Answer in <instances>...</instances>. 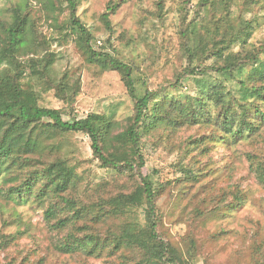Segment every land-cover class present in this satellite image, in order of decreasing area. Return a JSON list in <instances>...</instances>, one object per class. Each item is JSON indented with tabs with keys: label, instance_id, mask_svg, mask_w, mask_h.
<instances>
[{
	"label": "rangeland",
	"instance_id": "374dc122",
	"mask_svg": "<svg viewBox=\"0 0 264 264\" xmlns=\"http://www.w3.org/2000/svg\"><path fill=\"white\" fill-rule=\"evenodd\" d=\"M77 2L75 14L93 36L94 51L131 66L140 93L165 89L164 96L184 103H194L199 81L207 76L181 79L186 74L187 39L183 32L197 26L205 41L193 47L197 64L202 63L203 50L213 43L229 45L226 53L238 59H246L264 44V0H225L223 8L219 0L211 8L203 6V0ZM111 3L118 7L110 16L108 28L102 15ZM14 11L26 14L31 29L37 31L31 36L33 41L37 36L36 53L17 57L20 70L29 74L30 60L39 69L47 59L50 61L44 78L30 72L34 76L23 81L26 89L37 93L38 104L58 110L66 121L98 114L125 124L133 115V100L119 74L86 59L78 36L70 28L67 5L62 0H0V41ZM243 29L251 33L247 41V36L242 39L240 34ZM212 63V59L207 60L204 66ZM46 123L43 120L36 131ZM50 148L42 161L63 159L79 178L76 189L65 196L84 210L83 217L72 227L55 231L51 224L56 221L45 217L53 195L43 202L15 203L1 194L11 186L5 185L2 177L0 264H120V258L68 255L57 247L69 234L81 236L83 230L100 238L118 235L125 228L138 232L145 224L144 205L98 219L107 201L130 191L136 182L116 170L102 168L84 134L60 136ZM141 148L143 176L165 187L158 199L161 238L183 252L191 250L193 242L195 264H252L257 246L264 243V185L255 175L258 165L264 167V125L238 141L224 137L221 127L211 123L174 131L160 128L142 138ZM185 169L201 174L199 182H189L183 174ZM64 212L58 219L64 218ZM10 237L13 240L5 242Z\"/></svg>",
	"mask_w": 264,
	"mask_h": 264
},
{
	"label": "trees",
	"instance_id": "16d2710c",
	"mask_svg": "<svg viewBox=\"0 0 264 264\" xmlns=\"http://www.w3.org/2000/svg\"><path fill=\"white\" fill-rule=\"evenodd\" d=\"M62 1L70 10L69 24L78 36L80 50L84 51L89 63L121 76L134 103L133 115L123 125L98 114L66 121L58 110L41 107L35 90L26 89L23 81L34 75L44 78L50 61L47 59L39 69L35 61L30 60V64L27 63L29 74H25V69L20 70L17 57L36 53L33 47L37 36L34 41L31 36L33 33L37 35V31L31 29L26 14L14 11L0 41V179L4 177V184L11 185L1 194L18 204L30 200L43 202L51 194L53 200L45 212L46 219L56 221L51 224L55 231L72 227L75 221L82 219L84 210L76 208L75 200L65 194L76 189L79 178L65 160L46 163L42 157L58 137L84 134L89 140L94 159L102 168L116 170L119 175H126V178L136 182L130 191L120 192L107 201L100 208L98 219L144 205L145 224L136 233L125 228L120 234H109L105 238L84 230L80 231L81 236L71 233L58 245L57 250L68 255L81 253L96 258H120V264H195L196 245L193 242L191 250L183 252L160 236L158 199L165 187L152 177L143 176L145 158L141 140L160 128L174 131L208 123L221 127L224 137L235 141L258 132L264 125V44L261 50L249 54L246 59H238L236 55L226 53L229 45L216 46L217 43H213L203 50L202 63L197 64L193 47L205 41H202L197 26L183 32L187 39L184 52L186 74L181 79L207 76L199 81V96L193 99L194 103L191 100L184 103L164 96L165 89H146L140 93L134 80L135 70L131 66L93 50L94 38L75 14L77 0ZM219 1L222 4L220 7H225V0ZM215 4L216 0H203L205 7L211 8ZM117 7V4H109L102 15V21L108 28L110 16ZM240 34L242 39L247 36L246 41L251 35L247 29ZM210 59L213 60L212 65L204 66L205 61ZM43 120L47 121L46 126L37 132V126ZM183 174L192 183L199 182L202 176L189 169L183 170ZM255 175L264 185V167L258 165ZM63 211L64 218L58 219ZM11 240L13 237L5 242ZM123 251L126 252L125 256L120 255ZM252 264H264V243L257 246Z\"/></svg>",
	"mask_w": 264,
	"mask_h": 264
}]
</instances>
